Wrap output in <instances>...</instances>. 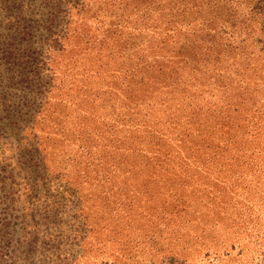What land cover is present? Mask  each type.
<instances>
[{"label": "rangeland", "instance_id": "rangeland-1", "mask_svg": "<svg viewBox=\"0 0 264 264\" xmlns=\"http://www.w3.org/2000/svg\"><path fill=\"white\" fill-rule=\"evenodd\" d=\"M126 2L0 0V264H264V91L151 113L174 64Z\"/></svg>", "mask_w": 264, "mask_h": 264}, {"label": "trees", "instance_id": "trees-1", "mask_svg": "<svg viewBox=\"0 0 264 264\" xmlns=\"http://www.w3.org/2000/svg\"><path fill=\"white\" fill-rule=\"evenodd\" d=\"M121 7L122 18L126 12H133L135 21L150 32V42L168 55H163V59L174 64L167 71L157 68L158 75L150 78L155 93L161 89L158 83L162 77L168 75L171 81L162 93L166 95V104L162 106L156 102L151 113L156 109L166 113L175 101L179 109L183 105L190 108L192 104L187 101H204L211 86L227 89L247 76L264 91V74L259 77L256 73L257 64L261 69L264 67V0H130ZM155 54L152 52V64L157 62ZM179 68L187 78L188 74L194 76V81L198 80V75H204L207 83L191 89L184 80L180 89ZM245 97H238V106L245 103ZM204 107L207 114L204 122L207 123L216 109L213 104ZM226 122L217 125L225 126Z\"/></svg>", "mask_w": 264, "mask_h": 264}]
</instances>
